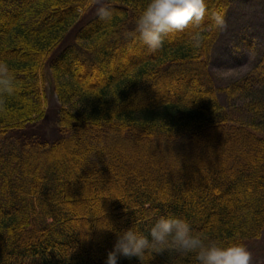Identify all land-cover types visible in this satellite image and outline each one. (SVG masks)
Listing matches in <instances>:
<instances>
[{
    "label": "trees",
    "instance_id": "obj_1",
    "mask_svg": "<svg viewBox=\"0 0 264 264\" xmlns=\"http://www.w3.org/2000/svg\"><path fill=\"white\" fill-rule=\"evenodd\" d=\"M100 3L117 9L110 20L97 16ZM100 3L0 0V61L19 89L0 99V264H105L117 232L135 225L147 235L169 213L187 219L206 243L248 248L264 230V104L254 96L237 110L221 104L208 69L221 29L206 15L150 54L127 36L147 0ZM207 5L225 19L230 0ZM124 53L128 65L103 85L76 79L79 69L91 75ZM167 81L184 84L188 101L168 99ZM241 88L251 91L249 83ZM153 90L159 101L133 105ZM243 111L248 123L239 120ZM49 117L50 132L34 129ZM76 193L88 202L79 211L70 207ZM112 196L116 213L101 220ZM119 264L141 262L121 257ZM145 264L198 262L170 248Z\"/></svg>",
    "mask_w": 264,
    "mask_h": 264
},
{
    "label": "clouds",
    "instance_id": "obj_2",
    "mask_svg": "<svg viewBox=\"0 0 264 264\" xmlns=\"http://www.w3.org/2000/svg\"><path fill=\"white\" fill-rule=\"evenodd\" d=\"M116 11L111 4L100 3L96 14L102 21H107ZM206 15H210L214 28L225 27L222 11L209 14L207 0H147L137 16L134 30L127 36L131 45L139 44L149 52H156L163 46L165 38H171L189 25L199 27ZM194 43L199 46L200 40ZM18 91L15 73L6 62L0 61V99L13 96ZM109 225L105 228L113 230ZM117 237L105 264H119L121 257H136L145 264L146 258L170 248L181 256L194 254L198 264H252L253 261L252 252L244 243L233 241L225 244L213 240L206 243L204 234L196 232L187 219L171 213L161 215L147 235L133 225L117 232Z\"/></svg>",
    "mask_w": 264,
    "mask_h": 264
},
{
    "label": "rangeland",
    "instance_id": "obj_3",
    "mask_svg": "<svg viewBox=\"0 0 264 264\" xmlns=\"http://www.w3.org/2000/svg\"><path fill=\"white\" fill-rule=\"evenodd\" d=\"M204 20H206V17ZM209 21H211V19ZM191 26L192 25H189L188 27ZM3 29L4 28L0 30ZM0 32L2 33V31ZM185 32L186 29L178 31L173 34V37L176 38L179 34L181 35ZM144 49L148 51L146 47H144ZM111 51L115 52L114 50ZM210 52V61L208 64L209 73L216 88H218V98L225 108L237 110L239 106L246 102L244 99L247 98V96H254L260 101L262 100L264 104V0H230V7L225 18V27L221 29L220 35ZM149 53L151 54V52ZM141 54H143V52H141ZM123 55L122 61L114 59L111 65L103 66V68L98 67V70L93 71L91 75H87L84 69L83 72L80 69L77 71L76 65H74V74H76L77 71V76L75 75V77L82 85L89 87L91 85L101 86L107 81L108 75L113 74L114 70L117 72L122 67L124 68V66L128 65L131 54L124 53ZM170 82L171 81H167L164 86L170 91L168 99L172 100L182 97L181 99L187 102L189 94H187L188 92H184L186 89L184 88V84L179 85L178 88V85L174 86L170 84ZM236 83L238 90L230 92L229 89L235 87ZM246 83H249L251 91L243 93L244 89L241 87H244ZM159 93L163 94L165 92ZM157 94L156 90L144 93L141 99L134 100L133 105L140 107L145 104H152L159 101L160 97L159 94L158 96ZM47 97L49 111L54 112L58 109V100L52 93L50 86L47 91ZM243 112L240 113L241 117L239 120L248 123V120H246L248 115L245 116L246 112ZM51 123L50 117L48 119L44 118L34 123V129L39 128L40 132L47 129L48 132H50L49 126ZM262 134L264 135V132ZM171 180L173 179L171 178ZM77 189H79V187ZM91 192L87 191L86 194L90 195ZM85 197L79 196V194L76 193L74 197L71 198L73 203L70 204V207L75 206L79 211L80 206L82 207L83 204L85 205L88 203L86 201L87 197L86 199ZM107 198L110 199V196ZM114 198L115 196H112L111 202L110 200L106 201L109 211L106 212L107 214H104V217H100L101 220H103V218L106 220L108 215L112 216L113 213H116V209L114 210V208L113 212H111V208L114 207ZM8 210L12 211L11 209ZM86 210L88 211V207ZM74 211H77V209ZM78 211L76 213L74 212L75 216L83 222L82 224L89 227L88 221L90 218L82 211ZM70 249L71 248H69V250ZM248 249L253 255L252 264H264V230L261 233V237L252 242L248 246ZM77 250L78 249H75V251Z\"/></svg>",
    "mask_w": 264,
    "mask_h": 264
}]
</instances>
